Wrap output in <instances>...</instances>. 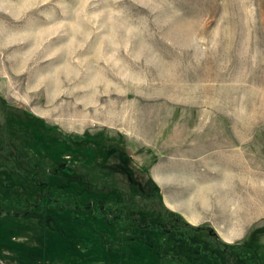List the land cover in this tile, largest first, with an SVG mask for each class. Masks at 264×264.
<instances>
[{"label": "rangeland", "instance_id": "1", "mask_svg": "<svg viewBox=\"0 0 264 264\" xmlns=\"http://www.w3.org/2000/svg\"><path fill=\"white\" fill-rule=\"evenodd\" d=\"M221 143L248 154L242 238L223 214L126 218L117 181L166 205L162 161ZM226 245L264 264V0H0V264H233Z\"/></svg>", "mask_w": 264, "mask_h": 264}, {"label": "crops", "instance_id": "2", "mask_svg": "<svg viewBox=\"0 0 264 264\" xmlns=\"http://www.w3.org/2000/svg\"><path fill=\"white\" fill-rule=\"evenodd\" d=\"M220 142H224V140ZM221 144L220 147L214 149L215 159L195 158L191 168H182L179 161H162L161 176L156 173L154 175L162 187L166 205L183 215L190 216L189 214H191L192 220L190 221L192 223L212 222L216 214L227 215L228 219L225 221L229 224L239 223L242 229L240 234L231 231L223 236L226 240H234L242 238L243 229H247L249 223L247 212L249 207L248 154L245 155V166L241 163L240 168L234 169L231 147H227L225 143ZM199 150L201 149L199 148ZM195 152L197 151L195 150ZM241 157L243 156L241 155ZM234 180L237 184L236 189L233 188ZM243 196L245 197L244 204ZM239 199L240 203L236 206L240 207L237 212H241V216L234 218V200L239 202ZM184 203L189 206L186 207Z\"/></svg>", "mask_w": 264, "mask_h": 264}, {"label": "trees", "instance_id": "3", "mask_svg": "<svg viewBox=\"0 0 264 264\" xmlns=\"http://www.w3.org/2000/svg\"><path fill=\"white\" fill-rule=\"evenodd\" d=\"M61 169H65V167L62 165ZM59 171L63 170L59 169ZM135 175L137 174L132 171L128 173L127 176L129 177V180L132 181L133 178H135ZM133 181H135L136 183L134 184L135 186H129L127 188L125 186H122L123 183H120L121 181L115 182L118 184L116 190L120 192L123 199L122 204L125 209V215H127L126 218L136 223L138 227L161 230L165 233L181 231H185V233H195L201 231V229H204V227L194 226L190 224L181 214L169 209L164 204L162 196L160 194V190L152 179L149 180V182L151 183V185L154 183L155 186L154 189H149L150 192L148 191V185H150L148 184L149 182H145L146 184L144 185L141 179L139 181ZM154 190L156 192H154ZM144 191L148 193V195L144 194ZM140 201H144L147 204L145 203L146 205H137ZM153 204L154 206H152ZM147 205L148 207H152L154 209H146L144 206ZM131 207L134 208L131 209ZM28 210L29 209L24 210L23 215H26L29 212ZM108 222L109 224L113 223L112 220H109V218ZM226 246L228 250H226L225 253L227 254L229 262L233 264H243L241 262L243 260V257L235 255V253H233L235 246Z\"/></svg>", "mask_w": 264, "mask_h": 264}]
</instances>
